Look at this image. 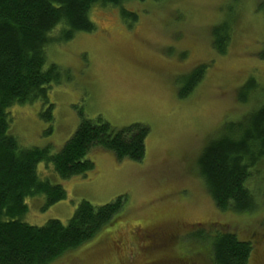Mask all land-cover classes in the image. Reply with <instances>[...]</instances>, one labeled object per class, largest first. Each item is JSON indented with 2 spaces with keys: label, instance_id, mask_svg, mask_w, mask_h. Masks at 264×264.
Here are the masks:
<instances>
[{
  "label": "rangeland",
  "instance_id": "374dc122",
  "mask_svg": "<svg viewBox=\"0 0 264 264\" xmlns=\"http://www.w3.org/2000/svg\"><path fill=\"white\" fill-rule=\"evenodd\" d=\"M262 1L125 3L135 20L123 18L119 8L94 6V31L45 48L47 65L61 73L48 90L53 119H42L41 102L9 108L8 135L20 148L58 153L81 116L100 117L116 131L134 124L149 129L141 162L92 150L93 171L70 180L38 164L39 178L60 185L66 197L47 208L45 196L27 198L21 221L28 225L66 224L81 202L125 200L116 222L52 264H213L209 245L216 230L250 242L248 264H264V171L249 190L259 199L257 210L239 215L216 208L198 171L202 151L225 125L264 103ZM223 21L231 24V38L226 54L218 55L211 29ZM200 65H206L203 79L179 98L182 79ZM250 79L257 88L241 94ZM240 95L248 101L241 103Z\"/></svg>",
  "mask_w": 264,
  "mask_h": 264
},
{
  "label": "trees",
  "instance_id": "16d2710c",
  "mask_svg": "<svg viewBox=\"0 0 264 264\" xmlns=\"http://www.w3.org/2000/svg\"><path fill=\"white\" fill-rule=\"evenodd\" d=\"M131 1L147 0H0V264H52L111 226L124 208V197H118L101 206L81 202L66 224L49 220L36 227L21 221L27 198L43 195L47 208L66 197L60 185L39 178L38 164L51 165L60 179L70 180L93 171L87 159L92 150L109 152L118 161L141 162L148 127L134 124L116 131L100 117L92 121L81 116L72 137L51 154L49 148H20L8 135L7 110L41 102L46 105L42 119L52 121L48 90L60 82L61 73L57 66L47 65L45 48L94 31L89 17L94 6L119 8L123 18L135 20L123 9ZM258 10L264 18V0ZM231 31L229 21L211 29V46L218 55L226 54ZM205 71L206 65H200L183 78L178 97L184 99L193 92ZM256 88L250 79L241 94ZM238 100L248 101L241 95ZM263 169L264 103L240 121L226 124L224 133L198 159L199 175L216 208L237 215L257 210L259 199L249 190L255 189L250 185L254 177L258 184ZM216 231L209 245L213 264H248L252 244L231 232Z\"/></svg>",
  "mask_w": 264,
  "mask_h": 264
},
{
  "label": "flooded vegetation",
  "instance_id": "af4514ba",
  "mask_svg": "<svg viewBox=\"0 0 264 264\" xmlns=\"http://www.w3.org/2000/svg\"><path fill=\"white\" fill-rule=\"evenodd\" d=\"M142 238H144V237H142Z\"/></svg>",
  "mask_w": 264,
  "mask_h": 264
}]
</instances>
